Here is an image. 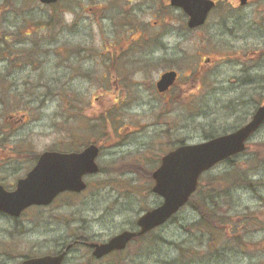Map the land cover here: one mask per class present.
<instances>
[{
  "label": "rangeland",
  "instance_id": "rangeland-1",
  "mask_svg": "<svg viewBox=\"0 0 264 264\" xmlns=\"http://www.w3.org/2000/svg\"><path fill=\"white\" fill-rule=\"evenodd\" d=\"M82 2L76 17L66 10L68 1L47 6L38 0H0V38L5 39L0 41L5 48L1 52L10 49L6 54L12 56L13 46L21 41L43 42L49 49L46 59L35 60L33 71L13 70L0 53V77L7 72L24 81L18 85L20 94L0 84V126L6 113L26 108L29 91L35 92L27 122L18 129L7 124L12 132L0 134L6 149H14L1 155L0 181L12 188L33 166L34 155L49 149L80 150L92 141L101 144L98 162L104 169L86 176L89 186L82 194L62 195L48 206L27 209L19 218L0 212V252L52 251L75 234L105 241L135 228L140 213L162 201L150 189L147 169L159 164L163 152L182 140L199 141L211 131L237 127L264 102V0L244 5L240 0H218L206 24L194 30L188 28L184 11L167 0ZM135 4L140 9L136 14L131 10ZM141 21L146 46L139 51L140 42H135L126 52L130 56L119 60L127 66L109 76L110 63L97 62L104 38L138 37L132 29ZM65 41L72 52L82 46L94 57L82 60L80 51L79 60L74 57L66 65ZM161 42L168 55H163ZM204 56L210 57L203 69L205 82L193 102L187 96L171 100L156 94V80L172 57L184 79L191 69H199ZM16 155V160L6 159ZM235 160L238 173L253 186L236 183L229 194L213 195L220 185L212 176L231 167L224 160L204 173L206 180L194 201L199 203L207 194L219 200V210L230 216L222 225L212 217L202 222L199 211L187 204L150 237L96 263L264 264V124ZM86 251L76 248L72 254Z\"/></svg>",
  "mask_w": 264,
  "mask_h": 264
},
{
  "label": "water",
  "instance_id": "water-1",
  "mask_svg": "<svg viewBox=\"0 0 264 264\" xmlns=\"http://www.w3.org/2000/svg\"><path fill=\"white\" fill-rule=\"evenodd\" d=\"M41 1L51 3L57 0ZM170 1L185 11L191 28L202 25L216 5L215 0ZM240 1L241 4L247 2ZM176 77V70L164 72L157 82L159 90H166ZM263 123L264 102L252 118L236 130L200 142L185 143L164 153L160 164L152 172V191L163 198L162 203L139 215L138 229H125L104 242H90L93 254L100 258L115 250H123L135 237L167 222L197 190L201 175L217 163L243 152L249 138ZM99 150L96 143H91L80 151L42 152L36 164L18 180L14 190H7L0 183V211L18 217L29 206L50 204L64 191L81 192L87 187L84 176L100 170L96 160ZM65 252L30 258L21 264H60Z\"/></svg>",
  "mask_w": 264,
  "mask_h": 264
},
{
  "label": "flooded vegetation",
  "instance_id": "flooded-vegetation-1",
  "mask_svg": "<svg viewBox=\"0 0 264 264\" xmlns=\"http://www.w3.org/2000/svg\"><path fill=\"white\" fill-rule=\"evenodd\" d=\"M38 1H40V0H38ZM67 1L69 3L71 2V5H68V7H66V10H69V12L73 13L77 17V14H79V12L83 9L82 0H57L56 2H53V3H44L42 1H40V2L44 5L52 6V5H58V4L61 5ZM79 8H80V10H78ZM131 10L133 11V13L136 14L137 11L140 9L137 7V4H135L131 7ZM206 22H207V20H206ZM206 22H205V24H206ZM205 24H203V25H205ZM142 26H144V22L141 21L138 23V25L136 27L137 29H134V28L132 29V31L136 30V32L137 31L139 32L138 37H133V35H131L130 38L129 37L124 38L123 36L122 37L120 36V38H119L116 35H113V39L111 41L109 39L110 37L104 38L105 46H104V49L102 51L98 52V56H101V57H100V59L97 60V62L104 60L105 62L110 63L109 64V72H110L109 76L112 75L114 77L117 74L116 70L118 67L127 66V64H123V63H121V61L119 62V60L122 57H129L130 55L126 54V52L135 48V45L138 42H140L139 45H136L139 47L138 50L143 51L144 45L146 46V41H147L146 40V33L147 32H146V29ZM190 29L194 30L196 28H190ZM168 30L169 29H165L166 33L168 32ZM27 34L31 35L30 32H28ZM160 35H162V33ZM116 38H118V39H116ZM4 40H5L4 37L0 38L1 42H3ZM135 42H136V44H135ZM24 43L25 42L21 41L17 45L13 46L12 56L7 55L6 54L7 50H6L5 51L6 58L9 59V62H10V58H12V61L10 62L11 63L10 67L12 66L13 70L18 69V68L20 70H23L25 68H30L33 71V69H34L33 66H35V64H36L35 60H37V58H40L41 60L46 59V55L48 56L47 53H48L49 49H46L47 47L44 45L43 42H40V43L32 42L31 44H27V45H25ZM161 43L160 44L163 47L162 48V52L164 53L163 55H168V53L164 50L165 49L164 46H166V44L163 42H161ZM22 44H24V45H22ZM62 45H63L62 49L64 50L63 55L65 57V64L66 65H69L71 60L74 57L76 60H79V55L77 52L84 51V47L81 46V47H79V50H77L76 52H72L73 50H71V47H70L72 45H70L67 41H65ZM255 52H257V51H253L252 53L254 54ZM81 55H83L81 58L82 60H90L91 58L94 57L92 51H88L87 53H85V51H84L81 53ZM141 57H142V55H141ZM2 58H4V57H2ZM172 58L173 59H171V64L166 65V67L162 68V71H161L158 79H160L161 75L165 71H168V70H176L177 71V77H176L175 81L164 91L159 90L157 83H155L156 94L161 96L162 99L167 98V99H171V100L176 99L179 96H185V97L187 96V97H189V100L190 101L192 100V102H193L192 96L195 95L197 93V91H199V89L201 88V82H203V83L205 82V78L203 77V75H204V72L207 70L206 69L203 70V69L205 68V64L207 61H209L208 58H210V57L204 56L202 58V63H201L198 70H196V71L194 69L190 70V72L186 75L187 78L189 77L188 81L184 80L186 77L184 79H182V75H181L180 70L177 67H175V61H176L175 57H172ZM241 59L242 58H240V60ZM118 62L120 63V65H117ZM35 67H37V65ZM122 68H120V69H122ZM14 73L15 72H12V74H14ZM76 73H80L79 70ZM8 74L9 73L6 72L5 75H2L0 77V84L6 83V84H8L9 89H12L13 92L20 94L18 85L20 83H24V81H18L14 77V75L11 77ZM80 74H82V73H80ZM88 77H90V74L88 75ZM157 80H156V82H157ZM34 101H35V92H34V90L29 91V102H27V107L25 108L23 106H20L14 112L6 113L7 115L4 116L5 121L3 120V124H1V126H0V134L2 132L9 134V132H12V128H11L12 126L15 127V129H18L23 124H25L27 122L28 114L35 107ZM252 114H251V116H252ZM248 120L241 123V125L246 123ZM7 124H10L11 127L6 128ZM234 129H235V127L230 128L229 130H234ZM204 138H206V136H204ZM95 143L98 144V146L100 147V152H101V144L97 141ZM179 143L180 142H178V144ZM6 144L7 143L5 142L4 139H0V156L2 154H9L11 152L14 153L13 147H9L6 149V146H7ZM17 157L18 156L16 155V157H14V156L6 157V159L11 158L9 161H13V160H16ZM0 158H2V156ZM2 161L6 162L8 160H2ZM97 162H98V158H97ZM0 183L3 184L1 181H0ZM16 183H17V181H16ZM16 183L13 185L12 188L7 187L5 184H3V185L7 189H13L15 187ZM33 207H42V206H33ZM94 241H99V240L96 238H93L91 236H85L84 238H82L80 234H75L72 237H70V239L68 241L63 242L61 244H58L54 248V250H52V251L31 252V253H29V252L28 253L0 252V264H21L24 260H27L30 258H40V257L46 256V255H58V254H61L64 250H66V252H65L64 257H63L62 261L60 262V264H82V262L85 260L84 259L85 257H87L86 258L87 262L85 264H97L96 262L98 260H100L101 258L94 256L93 248L89 245L90 242H94ZM76 248L86 249L87 251L84 253L81 252L79 254H76V253L72 254V251ZM121 252L122 251H113L112 253H110L108 255H120Z\"/></svg>",
  "mask_w": 264,
  "mask_h": 264
},
{
  "label": "trees",
  "instance_id": "trees-1",
  "mask_svg": "<svg viewBox=\"0 0 264 264\" xmlns=\"http://www.w3.org/2000/svg\"><path fill=\"white\" fill-rule=\"evenodd\" d=\"M2 49H5V48H2ZM2 49L0 48V53L2 54L3 57H6V54H4V53L1 52ZM7 50H10V49H7ZM11 61H12V58H10V62ZM214 134H217V132L211 131L210 133L206 134V138L207 137H211ZM180 143H184L183 140L180 141ZM34 157L37 158L38 155H36V156L34 155ZM235 157H237V155L236 156L229 157L228 159H226V161L228 162V164H230V166H231L230 169L224 171L223 173H221L219 175L212 176V178L215 181H217V184L218 185H220V186L223 185V187L218 186V192L215 193V194H213V195L219 196L221 198L222 196H225V195L229 194L228 192H230V190L234 188L233 186L236 183H242L244 185L250 184L251 186H253V181L252 180H250L249 178L245 177L244 175L238 173V170L240 169V166L238 165V161L235 160ZM159 159H160V156L158 157V160ZM148 168L149 169H147V170L149 171V174H150L149 175V178H150L151 183H153V179H152V175H151L152 168L151 167H148ZM103 170H104L103 167H101L100 172H102ZM127 173H131V172L129 171ZM205 180H204V178L202 176L201 181H200V186H199L198 190L191 196L188 204L190 206H192L194 209H197L199 211V213H200V215L202 217L201 218L202 222H206L203 219V217H205V218L206 217H209L208 219H211V217H212V220L215 221V224L222 225V221L224 219L229 218L230 216L227 214V210H224V211L219 210L218 207L220 205V202L213 195L210 196V195L207 194V196L209 198H207V196H203L202 199H201V201L199 202V203H201V206L198 205L199 203H195L194 202L195 201V198L198 195L197 192L199 191L202 183L205 182ZM219 190H221V191H219ZM202 194L205 195L206 193H202ZM65 195H78V194L66 193ZM175 216L176 215H174L172 218H174ZM150 234L151 233H148L147 235L138 237L137 240L146 239V238L150 237L149 236ZM80 235H81L82 238H84L85 236H87L84 233H81ZM208 240H209V243L210 244H213L214 243V242H212L210 240V238Z\"/></svg>",
  "mask_w": 264,
  "mask_h": 264
}]
</instances>
